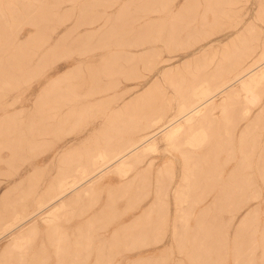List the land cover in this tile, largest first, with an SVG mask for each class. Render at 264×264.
Instances as JSON below:
<instances>
[{
    "label": "rangeland",
    "instance_id": "obj_1",
    "mask_svg": "<svg viewBox=\"0 0 264 264\" xmlns=\"http://www.w3.org/2000/svg\"><path fill=\"white\" fill-rule=\"evenodd\" d=\"M90 3L98 11L108 5L110 20L115 22L119 19L116 13L130 0H0L1 19L7 22L8 32L13 38L12 45L8 47L9 53L16 58L17 45L28 37L31 39L22 50L21 63L11 77L1 78L3 75L0 73L1 120L11 110L22 107L17 120L10 122L24 124L40 115L37 107L44 100L39 93L47 85L45 77L55 75L57 70L75 67L88 74L96 68L133 67L137 68L135 73L147 75L146 80L139 77L137 81L142 79L150 86L133 88L128 107L124 108L123 104L121 109L117 107L116 110L130 108L131 119L126 120V123L129 122L126 126L147 128V133L141 139L144 141L164 125L180 118L179 107L193 99V91L210 84L220 86L242 67L264 70V0H138L131 6L138 15L132 18L129 25L123 18L119 20L121 25L113 27L109 37L80 42L73 34L64 38V44L57 53L59 55L45 54L59 39L60 35L54 34L61 24H55L53 31L52 26L48 25L45 31L39 32L26 22L28 8L33 7L32 11L37 13L48 11L47 16L53 20L60 18L61 7L73 8L74 15L67 24L69 26L77 20L79 6ZM162 4L173 12H182L178 35L173 39H153L146 43L144 36L150 32L158 35L162 20L168 19L161 8ZM150 10L153 12L150 13ZM103 22L101 20L97 24ZM62 29L63 32L66 30ZM168 29L167 25L164 33H168ZM77 40L79 46L75 45ZM47 41L48 45L42 48ZM139 43L141 45L137 46ZM37 47L40 50L37 51ZM149 48H154L152 63L145 61V56L137 55V52ZM69 50L71 53L63 56ZM43 54V76L36 80L34 62ZM3 57L0 40V69ZM166 58H172L173 65H180L179 71L159 72L155 79L161 82H151L152 71L144 68L162 67L161 60ZM102 72L105 75L102 79L106 89L104 94L111 93V84L117 81L126 83L118 75L119 71L114 72L116 74L113 76L104 74V71L98 73ZM174 83L179 86H171ZM257 85L252 90V98H248L246 92L240 89V83L236 82L212 100V110L194 125L197 129L196 141H200L190 151L194 157L190 156L187 161L194 166L182 167V157L177 149L163 153V143L159 144L158 152L153 151L149 155L154 164L160 165L168 158L174 162L173 178H170L173 182L163 185V218L156 213L146 215L143 208L153 198L151 194L143 200L135 188L126 192L119 190L117 177L110 175L97 185L95 193L79 199L64 211L66 215L63 213L60 227L69 238L60 243L63 249L60 255H56L50 241L51 232L40 223L27 252L23 249V253L9 251L2 255L0 251V264H240V260L242 264H264V240L261 239L264 229V80ZM107 88L110 89L107 91ZM139 95L140 98L136 99ZM3 102L14 103V107L9 104L6 110L7 105ZM244 107L250 110L246 116L241 114ZM224 109L228 111L224 112ZM110 110L108 107L79 124H66L62 129H52L43 136L44 143L38 146L34 157V162L46 160L49 163L40 188L52 182L60 173L68 172L67 164H74L82 150L100 147L101 144L95 140L113 137V132L107 127L111 121L121 118ZM185 121L178 119L171 126H189ZM6 123L4 121L1 131L11 129ZM204 128H208L205 144L203 142L207 136ZM163 134L166 133H158L145 146L155 145L156 139L162 138ZM1 155L7 159L9 152L3 150ZM51 157L53 160H50ZM167 169L171 170L170 167ZM7 170L6 165H1L0 195L5 192L9 182L3 174ZM143 177L138 175L135 179ZM153 177L152 174L146 175L147 179ZM179 187H183L180 190L184 194L191 196L185 200L181 212L175 199ZM18 196L20 192H10L3 203L0 201V209L5 202ZM216 201L219 203L213 205ZM187 202L194 204L188 208ZM248 210H256L258 214L255 220L248 223L241 237L233 242L236 226ZM196 221L202 223L198 225ZM89 222H94L92 235L95 241L99 239L100 228L107 229L108 244L84 251L76 238L79 241L85 235ZM195 227L202 236L193 244L191 238ZM8 239L9 236L1 240L0 248ZM235 251L239 254L237 258ZM24 255L26 263L19 260L24 259Z\"/></svg>",
    "mask_w": 264,
    "mask_h": 264
},
{
    "label": "crops",
    "instance_id": "obj_2",
    "mask_svg": "<svg viewBox=\"0 0 264 264\" xmlns=\"http://www.w3.org/2000/svg\"><path fill=\"white\" fill-rule=\"evenodd\" d=\"M136 1L138 0H130V3H126L125 7L116 13V17L119 19L115 22L110 20L108 5L104 6L101 11L95 9L92 3L79 6L77 20L74 24L72 23L73 25L69 26L67 24L72 20L74 9L61 7L58 14V16L63 17L60 23L61 26L54 34L61 37L58 36L59 39L53 46H50L45 54L56 55L59 48L64 44V37L67 38L73 34L79 38L80 42H87L96 37H109L113 27L118 26V24L121 25L122 22L119 20L123 18L129 25L132 18L138 15L131 9V6ZM167 7L165 4L161 5V8L168 16V19L162 20L161 32L158 35L150 32V34L144 36L143 39L146 40V43L153 39H173L178 35L177 28L182 24L179 19L182 12H173L174 10ZM149 12L152 13L153 10ZM220 13L222 12L220 11ZM101 20L104 22L97 24ZM167 25L169 31L164 33ZM82 27H85L84 30L81 29ZM62 28H66V30L63 32ZM66 32L69 33L67 34ZM48 43L49 41L45 42L42 48L47 46ZM77 43L78 40L75 44ZM140 45L141 43L137 46ZM153 49L141 50L137 52V55L145 56V61L152 63ZM38 50L40 49L38 48ZM69 53H71L70 50L64 53L65 55L63 56H67ZM45 54L34 62V66H38L34 72L36 80L43 76ZM105 61L117 62L116 60ZM173 61L172 58H166L161 60L163 63L162 67L148 66L144 68L146 71H152L151 82H161L155 79L159 72L166 70L174 73L179 71L180 65H173ZM129 62L131 63L132 60L130 59ZM136 70L137 68L133 67L96 68L91 69L90 71L93 72L88 74L82 73L79 68L75 67L63 71L57 70L55 75L45 77L47 85L39 93V97L44 98V100L37 107L39 113H41L40 115L30 118L24 124L10 122V120H17V116L24 108L22 107L8 111L9 114L4 119H0V121H7L5 125H10L11 127L6 132L0 131V167L1 165H6L8 168L3 174L9 181L7 189L0 195V201L3 203L12 191L20 192V196L12 201L5 202L0 209V242L9 236V239L0 248L2 255L9 251L23 253L25 251L23 249H26L27 252L32 236L40 223L44 224L47 228L46 230L51 232L50 241L55 248L56 255H60L63 250L60 243L64 240L67 241L69 238L60 227L62 216L65 214L64 211L70 209L74 203L79 202V199L95 193L97 185L110 175L117 177L116 185L119 190L126 192L135 188L140 192L142 198H144L143 200L151 194L153 198L143 209H146V215L156 213L163 218V185L164 183L173 182V179L171 180L170 178H173L172 174L174 172L172 168L174 162L172 158H168L160 165L158 163L154 164V160L148 158L153 152H145L146 142L142 143L141 140L148 129L126 126L129 123H126V120L131 119L130 108L116 110L117 107L121 109L123 104L124 108L128 107V100L132 99L133 88L150 86V84H145L146 82L142 81V79H147V75H139L135 73ZM100 71H104V74H109V76H113L116 74L114 72L119 71L117 72L118 75L122 76L126 83L117 81L111 84V89L107 88V91L110 89L111 93L104 94L106 89L102 85V79L105 75H103V72L98 73ZM139 77L142 79L137 81ZM160 85L162 86V83ZM171 86L177 87L179 84L174 83ZM3 104L7 105L5 106L6 110L9 104L14 107V103L3 102ZM108 107L111 109L112 114L121 118L120 120H115L118 122L111 121L107 127L108 130L113 132V137L108 136L100 141L95 140L96 143L101 144L100 147L82 150L81 154L76 157L74 164H67L68 172L60 173L52 182L43 184L44 186L40 188L39 184L44 181L43 176L49 167V163L46 160L39 163L34 162L36 151L39 150L38 146L44 143L43 136L47 135L52 129H62L66 124L76 125V122L92 118ZM122 124L123 126L121 127L120 125ZM208 128L203 129L205 137L207 136V139L203 142L204 144L208 140ZM196 131L194 127L185 126L172 139L165 138L167 135L163 134L161 135L162 138L156 139L154 151L158 152L160 149L159 144L163 143L164 147L161 148L163 153L164 151L165 153H170L171 149H177L182 157V167L194 166L187 163V161L192 156L190 151L195 146ZM3 150L9 152L7 159H4L1 155ZM53 157L50 160H53ZM171 163L172 165L170 166ZM169 167L171 170L167 169ZM151 174L154 177L147 179L146 175L149 176ZM138 175L145 177L135 179ZM93 224L94 222H89V227L85 229V235L79 241L78 237L76 238L77 244L81 245L84 251L93 246L102 247L108 244V241H106L108 239L106 235L108 231L105 227L100 228L99 239L95 241L92 235ZM25 256H23L24 259L19 260L26 263Z\"/></svg>",
    "mask_w": 264,
    "mask_h": 264
},
{
    "label": "bare ground",
    "instance_id": "obj_3",
    "mask_svg": "<svg viewBox=\"0 0 264 264\" xmlns=\"http://www.w3.org/2000/svg\"><path fill=\"white\" fill-rule=\"evenodd\" d=\"M20 4H22V3H20ZM28 9H29L28 10L29 14H27V16H29V17H28L26 22L30 26L35 27L39 32L45 31V29L48 25L52 26L51 30L53 31L55 29L54 25L61 23L62 18H63L62 16H60L59 19L53 20L47 16L48 11L46 12L45 10H43L42 13H37L35 10L32 11L33 7H29ZM79 21H81V20H79ZM66 33H65V35L68 36L67 34L69 32L67 34ZM30 37L32 38V36H30ZM64 38H66V37H64ZM0 40L2 41V48L4 50V57H3L4 59H3L2 67H1L2 70L0 69V73H1V75H3V76H1V78H4V77L10 78L12 73L15 71V69L20 65L19 63H21L20 60H21L22 50L24 48H26V46L29 44L31 39H29V37H28V39L26 38L25 41L23 43H21V45H17L16 48H17L18 54L16 55V58H14L13 55L10 54L8 51V47H10L9 45H12V43H13V38H12V36H10V33L8 32L7 22L5 20H2L1 15H0ZM75 45H77V44H75ZM75 48H77V47H75ZM37 67H35L34 70H36ZM262 80H264V70L256 69L255 67H246V68L242 67L230 79L226 80L220 86L215 87V84H210V85H208V87H203L200 90L193 91V94H194L193 99L190 102L184 103L183 105H181L179 107V117L180 118H177L176 120L164 125L162 128H160L154 134L150 135L145 140L143 139L144 141H142V143L150 141L158 133H163V132L166 133L165 135H167L166 137L168 139H172L182 129V126H175V127L171 126L178 119L186 120L185 121L186 124H188L190 127H194V125L200 123L203 120V118L212 110V100L216 96L223 94L227 88H229L230 86H232L236 82L240 83V89L246 92V94L248 95V98H252L253 88L257 87L258 86L257 84H259ZM60 82H62V81H60ZM197 88L199 89L200 87H197ZM233 93L231 94V96L234 95ZM137 98H140V95L138 97H136V99ZM227 111H228V109H224V112H227ZM249 111L250 110L248 107H244V108H242L241 114H243V116H246L249 114ZM3 127H4V121L0 122V131L3 129ZM195 140H196V138H195ZM199 141L200 140H197V141H195V143H197ZM154 150H155V145H148L144 149V151L147 153L153 152ZM181 188L183 189V187H179V190L177 191V194L175 197L176 204L178 205L177 209L179 212H181L184 209L183 206L185 204V200H188V198L191 197V196L189 197L188 195H186L188 193L184 194L182 192V190H180ZM158 198H159V192H158ZM204 198L205 197H203V199ZM217 200H218V197H217ZM218 203L219 202L216 201L213 205H217ZM187 204H188V202H187ZM193 204H194V202L188 204V208H189V206L192 207ZM257 214L258 213L256 210L255 211L248 210L245 213H243V215L241 216V218L239 220L238 225L236 226L234 236H233V238H234L233 242H235V240H238V238L241 237L242 233L246 230L248 223L251 220H255V216ZM205 216H206V213H205L204 217ZM201 217H203V216L201 215ZM200 219H198V220H200ZM196 222H198V221H196ZM200 223H202V222L199 221L198 225H200ZM196 225H197V223H196ZM208 225H209V223H208ZM186 228H187V226H186ZM186 228H184V229H186ZM200 236H202L201 233L199 235V230H198V228L195 227L194 233H193L192 238H191L192 243L194 244L196 241H198ZM210 238H211V236H210ZM261 239L264 240V229H262ZM208 240H209V238H208ZM235 246H236V243H235ZM238 255H239L238 251L237 252L235 251L234 256L237 258ZM239 263L242 264V260H240Z\"/></svg>",
    "mask_w": 264,
    "mask_h": 264
}]
</instances>
